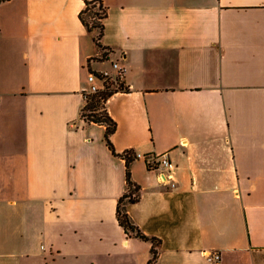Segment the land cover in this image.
<instances>
[{"label": "crops", "instance_id": "0c3cea01", "mask_svg": "<svg viewBox=\"0 0 264 264\" xmlns=\"http://www.w3.org/2000/svg\"><path fill=\"white\" fill-rule=\"evenodd\" d=\"M103 3L97 60L84 0H0V264L151 257L116 216L125 159L81 116L90 67L116 78L115 62L130 87L107 101L115 150L175 163L165 180L131 166L127 209L157 264H264V0Z\"/></svg>", "mask_w": 264, "mask_h": 264}, {"label": "trees", "instance_id": "16d2710c", "mask_svg": "<svg viewBox=\"0 0 264 264\" xmlns=\"http://www.w3.org/2000/svg\"><path fill=\"white\" fill-rule=\"evenodd\" d=\"M84 2L85 6L80 11L79 18L86 29L93 33V39L99 49V54L94 58L97 60H105L109 58L108 50H110L109 47H106L102 43V36L105 28L104 20L108 14L107 7L103 3V0H84ZM90 71L95 73L102 80L104 79V81L102 88L94 92L85 91V104L81 109V116L88 123L103 124L106 127L105 141L109 149L115 155L125 159L127 186L125 192L118 199L116 216L119 224L124 228L127 234L152 243L151 257L147 264H157L161 246L160 239L145 234L136 225L127 209L130 203L138 201L141 197V186L135 182L131 176L132 163L135 159L139 158V155L134 149H126L121 153L117 152L111 139V136L117 129V122L109 113L107 101L115 92L129 91L130 87L124 82H119V78L107 75L103 71L92 69V67H90Z\"/></svg>", "mask_w": 264, "mask_h": 264}, {"label": "built area", "instance_id": "2783aa9c", "mask_svg": "<svg viewBox=\"0 0 264 264\" xmlns=\"http://www.w3.org/2000/svg\"><path fill=\"white\" fill-rule=\"evenodd\" d=\"M114 67L117 68L116 78H119V82H124V67L120 66L116 62L114 63ZM104 73L110 75L107 71ZM96 78L101 79L95 73H89L88 79L91 84L88 91L94 92L102 88L104 79H101V85H99L95 82ZM138 155L145 158L149 168L159 171V175L163 180L172 178V174L175 169V163L172 161V159L167 153H160L154 155H140L138 153ZM207 259L211 262H219L221 260V252L218 250H212L207 253Z\"/></svg>", "mask_w": 264, "mask_h": 264}, {"label": "rangeland", "instance_id": "374dc122", "mask_svg": "<svg viewBox=\"0 0 264 264\" xmlns=\"http://www.w3.org/2000/svg\"><path fill=\"white\" fill-rule=\"evenodd\" d=\"M96 81H97L98 83H101V79H99V78H96Z\"/></svg>", "mask_w": 264, "mask_h": 264}]
</instances>
